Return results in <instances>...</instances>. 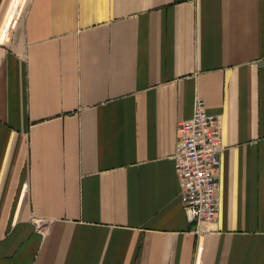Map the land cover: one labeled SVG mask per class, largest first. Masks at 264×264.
I'll list each match as a JSON object with an SVG mask.
<instances>
[{
    "label": "crops",
    "instance_id": "1",
    "mask_svg": "<svg viewBox=\"0 0 264 264\" xmlns=\"http://www.w3.org/2000/svg\"><path fill=\"white\" fill-rule=\"evenodd\" d=\"M198 98L215 221L175 167ZM0 264H264V0H0Z\"/></svg>",
    "mask_w": 264,
    "mask_h": 264
},
{
    "label": "built area",
    "instance_id": "2",
    "mask_svg": "<svg viewBox=\"0 0 264 264\" xmlns=\"http://www.w3.org/2000/svg\"><path fill=\"white\" fill-rule=\"evenodd\" d=\"M222 164L221 119L198 98L191 118L178 123L175 167L180 198L190 219L215 221L220 210L219 175Z\"/></svg>",
    "mask_w": 264,
    "mask_h": 264
}]
</instances>
